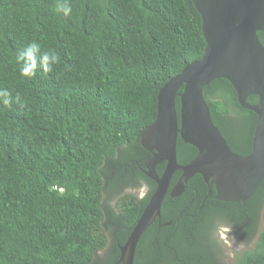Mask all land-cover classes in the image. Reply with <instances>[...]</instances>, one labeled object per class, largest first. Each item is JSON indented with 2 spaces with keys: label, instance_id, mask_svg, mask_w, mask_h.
Segmentation results:
<instances>
[{
  "label": "trees",
  "instance_id": "trees-1",
  "mask_svg": "<svg viewBox=\"0 0 264 264\" xmlns=\"http://www.w3.org/2000/svg\"><path fill=\"white\" fill-rule=\"evenodd\" d=\"M64 2L0 0V90L12 95L0 102V264H122L120 246L155 189L141 132L155 119L161 86L206 45L192 0H66L67 16L55 10ZM256 35L264 46V31ZM32 41L61 62L29 78L15 56ZM202 96L228 148L248 155L256 113L226 78ZM175 108L179 116V97ZM197 151L178 135L179 164ZM180 175L133 264H227L216 235L223 226L244 248L233 264H264V177L230 201L215 199L199 173L170 195ZM143 184L142 197L125 192Z\"/></svg>",
  "mask_w": 264,
  "mask_h": 264
},
{
  "label": "water",
  "instance_id": "water-1",
  "mask_svg": "<svg viewBox=\"0 0 264 264\" xmlns=\"http://www.w3.org/2000/svg\"><path fill=\"white\" fill-rule=\"evenodd\" d=\"M200 14L205 39L203 54L171 76L157 94L156 116L141 132V144L153 153L146 174L155 189L126 241L120 246L122 264H133L136 246L145 228L160 214L164 196L175 171L181 175L170 189L179 194L184 182L199 173L221 200H244L264 177V46L256 32L264 31V0H192ZM215 78L232 84L238 103L257 115L251 151L246 156L233 153L212 123L202 88ZM183 86L182 92H178ZM256 95L257 101H246ZM179 97V116L175 98ZM178 135L197 148L187 164L176 158ZM165 161L161 175L153 166Z\"/></svg>",
  "mask_w": 264,
  "mask_h": 264
},
{
  "label": "clouds",
  "instance_id": "clouds-1",
  "mask_svg": "<svg viewBox=\"0 0 264 264\" xmlns=\"http://www.w3.org/2000/svg\"><path fill=\"white\" fill-rule=\"evenodd\" d=\"M56 12H63L65 16L72 11L71 7L64 3H59ZM16 62L21 64L20 72L23 76L32 78L36 75L39 67L43 72H52L56 65L61 62V56L54 49L42 50L37 41H32L26 48L21 49L15 56ZM12 101V95L8 90H0V102L9 105Z\"/></svg>",
  "mask_w": 264,
  "mask_h": 264
},
{
  "label": "rangeland",
  "instance_id": "rangeland-1",
  "mask_svg": "<svg viewBox=\"0 0 264 264\" xmlns=\"http://www.w3.org/2000/svg\"><path fill=\"white\" fill-rule=\"evenodd\" d=\"M125 192L131 193L137 197H142L146 192V187L141 185L138 188H128ZM226 232V227H219L216 231V235L225 250L227 264H233L240 253L244 251V248L237 245L233 238H230V235Z\"/></svg>",
  "mask_w": 264,
  "mask_h": 264
},
{
  "label": "flooded vegetation",
  "instance_id": "flooded-vegetation-1",
  "mask_svg": "<svg viewBox=\"0 0 264 264\" xmlns=\"http://www.w3.org/2000/svg\"><path fill=\"white\" fill-rule=\"evenodd\" d=\"M257 36V35H256ZM257 39H258V37H257ZM259 41V40H258ZM140 139H141V136H140ZM150 151V150H149ZM153 153H155V151H150V154H151V156H150V158L148 159V161L146 162V164H145V166H146V170H148V164H149V161L152 159V156H153ZM196 157V156H195ZM155 168H156V164H154V166H153V169H154V174H156V172H155ZM202 177H203V179H204V176L202 175ZM206 182V181H205ZM207 184H208V182H206ZM145 187H146V192H147V190H148V185H146V184H143ZM207 186H209V184L207 185ZM214 189V188H213ZM212 191V190H211ZM210 191V192H211ZM214 198L215 199H219V198H217L216 196H215V194H214ZM226 233L227 234H229V235H231V232H230V229H228L227 227H226Z\"/></svg>",
  "mask_w": 264,
  "mask_h": 264
}]
</instances>
